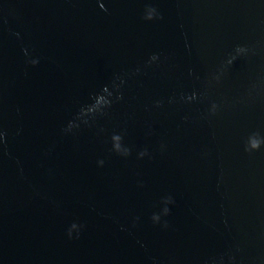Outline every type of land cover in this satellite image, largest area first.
<instances>
[{
  "label": "water",
  "instance_id": "obj_1",
  "mask_svg": "<svg viewBox=\"0 0 264 264\" xmlns=\"http://www.w3.org/2000/svg\"><path fill=\"white\" fill-rule=\"evenodd\" d=\"M0 133V264H264V0H0Z\"/></svg>",
  "mask_w": 264,
  "mask_h": 264
},
{
  "label": "clouds",
  "instance_id": "obj_2",
  "mask_svg": "<svg viewBox=\"0 0 264 264\" xmlns=\"http://www.w3.org/2000/svg\"><path fill=\"white\" fill-rule=\"evenodd\" d=\"M149 18H151V17H149ZM33 64H35V61H33ZM3 138V133H0V139H2ZM117 152L120 154V155H122V156H127L128 155V152H127V150H123V151H121L120 149H119V147H117ZM146 153H140V155L141 156H144ZM152 219H153V222L154 223H156V222H158V217L157 216H155V215H153V217H152ZM164 227H167V223H165L164 224ZM79 236V232H77V234H76V237H78ZM69 238L71 239V238H73V236L71 235V233H69Z\"/></svg>",
  "mask_w": 264,
  "mask_h": 264
}]
</instances>
